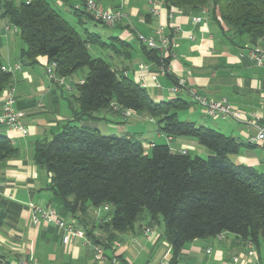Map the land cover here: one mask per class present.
I'll return each instance as SVG.
<instances>
[{"label":"trees","instance_id":"trees-1","mask_svg":"<svg viewBox=\"0 0 264 264\" xmlns=\"http://www.w3.org/2000/svg\"><path fill=\"white\" fill-rule=\"evenodd\" d=\"M158 1L168 11L179 8L194 15L207 8L210 19L230 45L244 50L248 40L253 47L262 46L258 43L264 39V0ZM85 3L82 0L73 12L83 28L80 32L49 0H0V19L17 29L25 43L21 58L28 65L45 57L48 64H56L55 76L64 79L84 68L88 70L74 85L77 96L67 98L72 118L51 139L40 140L34 146V164L50 175L49 190L62 211L80 219L89 216L91 209L108 206L112 215L103 227L109 239L117 233L134 231L139 222L146 220L147 225H153L162 217L163 235L172 248L169 264L177 263L186 243L223 233L264 248V174L231 160L247 145L219 130L181 121L178 113L196 105L193 100L176 97L158 101L147 87L128 76L126 69L92 57L90 47L95 46L111 50L127 62L133 58L135 48L119 36L104 42L84 28V16L106 26L94 20ZM121 23L113 27L125 29ZM168 37L171 40L172 36ZM140 49L157 71L162 64H170L171 56L162 58L158 50L142 42ZM1 56L0 45V96L14 85L13 74L3 69ZM115 108L149 117L168 141L196 140L210 152L209 157L173 151L165 143H149L148 152L145 142L135 134L105 136L91 126L98 118L97 112ZM18 151L0 133V163L15 157ZM85 233L93 237L89 230ZM97 243L94 240V245Z\"/></svg>","mask_w":264,"mask_h":264},{"label":"crops","instance_id":"crops-1","mask_svg":"<svg viewBox=\"0 0 264 264\" xmlns=\"http://www.w3.org/2000/svg\"><path fill=\"white\" fill-rule=\"evenodd\" d=\"M96 1L102 7L122 10L127 14V20L121 23L125 29L119 28L118 36L121 39L133 43L138 40V34H143L157 38L158 41V31L161 29L164 35L172 36L174 47L169 64L170 76H159L153 80L156 66L146 59L140 48L134 50L129 63H119V67L126 69L128 76L147 87L151 96L158 101L176 97L192 101L190 89L197 90L214 101L226 99L237 110V116L221 118V121L211 120L210 128L244 142L247 146L240 154L232 156L231 160L236 164L254 167L264 174V148L250 142L257 134V129L245 124V119L254 115L259 118L260 125H264V68L255 67L243 57L245 51L253 45L246 40L245 49H237L223 38L218 26L211 19L194 24L192 18L196 15L192 12L179 8H173L170 12L158 0ZM103 1L109 3L105 4ZM0 32L8 35L6 28H1ZM258 44L264 46V39ZM12 56L13 54L7 56L9 63H3L10 71ZM35 65L47 68V59L39 57ZM35 65H28L21 58V63L17 61L14 67L19 72L14 82L16 109L21 113L28 135L22 136L8 126H0V133L6 135L19 150L15 157L0 163V254L11 263L26 259L38 264H94L95 240L99 242L96 245H103V249H112V255L104 251V263L115 261L118 264H169L172 260V248L163 233L154 231L153 225H150L153 230L150 236L144 233L147 224L138 230L144 235L147 244L140 242L136 230L131 232V245L139 243L143 250L149 246L150 256L156 257L153 260L146 258L138 261L133 256V252L138 254V250H142L137 248L138 245L132 246L135 249L133 250L130 245L121 243L122 239H118L117 235L104 239L100 233L101 230L109 233L103 224L111 216L107 219L105 215L99 216L97 208L90 210L87 220L73 218L62 211L56 196L49 190L50 175L34 164L33 152L36 142L58 133L59 128L72 118L67 100L71 92L66 93L63 86L53 82L44 83L35 74ZM141 65L144 69L140 68ZM179 82H183L185 87L173 95L171 89ZM21 83L23 85L20 86ZM156 83L161 87L157 88ZM1 106L0 96V112ZM195 106L196 111H192L191 107L186 113L189 114L187 120L204 124L202 116L206 115L202 108ZM112 113L122 116L115 110ZM132 115L140 119L145 117L154 123L147 116L136 113ZM96 121L91 126L97 127ZM113 123L117 124L112 125L118 129L124 127L119 118L117 121L113 120ZM138 124L139 122H134V127ZM123 132L139 135L136 131ZM155 137L160 140L165 137L158 131V127ZM172 142L177 152H203L198 142L191 138H177ZM149 143L158 144L155 139ZM31 203L44 209H54L66 224L84 233L89 230L93 237L85 233L86 238L74 237L64 243L63 233L54 222H33L28 206ZM97 221L99 226L96 225ZM98 227L100 231L97 230ZM176 264H264V248L262 245L254 246L242 241L234 234L223 233L214 238L186 243Z\"/></svg>","mask_w":264,"mask_h":264},{"label":"rangeland","instance_id":"rangeland-1","mask_svg":"<svg viewBox=\"0 0 264 264\" xmlns=\"http://www.w3.org/2000/svg\"><path fill=\"white\" fill-rule=\"evenodd\" d=\"M14 1H15V3H20L23 0H14ZM49 1L51 2L52 6H53V8L55 10L60 12L62 14V16L68 22H70L72 25L76 26L77 29L80 32H82L83 28L78 24V17H76L73 14L74 9L77 6H80L82 0H49ZM103 3L108 4L109 1H105V2L103 1ZM107 9H110L112 11H118V10H114V9H111V8H107ZM172 9H171L170 12H172ZM126 17H127V14H126ZM126 20H127V18H126ZM83 21L86 23L84 25V28H86L87 30H89L92 33L98 34L101 37L102 41H104V42H108V39L110 37L118 36L120 34L119 27L104 26L103 24H100L98 22H94V21L89 20L85 16L83 17ZM6 26H10L9 23L6 20H4V19H0V29L1 28H6ZM7 34L9 35V38H6L8 35H6L5 32H4V34L0 32V45H1V55H2L1 56V60H2L3 63H6V62L9 61L7 56L13 54V56H12L13 59L11 58L12 59V63H11L12 66L10 67V69H11V72L13 74V80L15 82L16 77L19 76V74H18L19 72L17 73L18 70H16L14 67H15L17 61L19 63H21V58H20L19 54H20V50L25 48V43L21 40L20 36L17 33L14 32V28L13 27H11V30L7 31ZM133 45H134L135 50L140 48V42L138 40L137 41L134 40ZM171 46H172L171 47L172 48L171 52H172V55H173V47L174 46H173V44H171ZM262 47H264V46H262ZM90 54L94 58L99 57V58H102V59H104L106 61H110V62L112 61L113 65H117V66H120L119 63H124V64L129 63V61L128 62L123 61L122 57H120L119 55H115V53L113 51L100 49L99 47H95V46H91L90 47ZM110 56H112L114 59L111 60ZM24 61H26V60L24 59ZM143 67L144 66H142V65L140 66L141 69ZM33 69L35 71V74L38 75V77H40V79L44 83L45 82L47 84L51 83V79H50V77L47 74L46 66L43 67L41 65H38V66L35 65ZM87 71H88L87 68H84L83 70H80L75 75H73V77L67 78V79L56 77L57 80H58L59 85L64 87L65 92L66 93L67 92H71L70 95H69V97L71 99L75 98L74 96H77V91H76V88H75L74 85H76L77 82L81 81V79L85 76ZM169 72H170V70L168 68V72L167 73H169ZM21 85H23V84L21 83L20 86ZM19 89H20V87H19ZM191 90L192 89H190L189 91H191ZM1 96H2V93H1ZM194 108L196 109L195 105L192 107L191 110L194 111L195 110ZM113 110H115L116 112H119L117 110V108H115ZM187 112H188V110L181 111V112L178 113L179 119L181 121H187V119L189 118V114H186ZM120 113L122 114V116L120 115V117L118 115L112 113V111H110V110H101V111L96 113V116L99 118V120L96 121V126L98 127V129H99V131H100V133L102 135H105V136H112V135L123 136V135L126 134L123 131H127V133L128 132L129 133H133V131H136L139 134V135L136 136L137 139L142 141V142H145L146 147L149 148L147 150L148 152H150V147H149L148 143L150 141H152L153 139H155V141L158 144H164L165 143V144H168L171 148L174 147L173 142L168 141L166 137H164V139H161V140L158 139L157 137H155L157 135V124L155 122L151 123L150 120L149 119H145V117H143L142 119L137 118L135 115H132L134 112H131V111H122ZM117 118L120 119L121 125L124 126L121 129L120 128L118 129V128H116V126H113V125H117V124L113 123V120L117 121ZM202 119H203L202 121L204 122V124H199L198 123L197 124L198 126L202 125V126L210 127L211 120L221 121L220 117L212 118V117L202 116ZM207 119H209V120H207ZM134 122H139L137 127H134ZM61 130H62V127L59 128V131H61ZM51 137L52 136H49L48 139H51ZM200 148L203 150L202 153H200L198 150H196V151H190L189 154L192 157L198 156V157H201L203 159H207L209 157V155H210V152L205 147H203L201 145H200ZM173 151H175L174 148H173ZM98 209H99V211H98L97 214H99V216L105 215L106 219H107L109 216L112 215V210L111 209L107 210V211H104V206H103V208L101 207V208H98ZM88 215H90V213ZM86 218L88 219L89 216H84L83 219H86ZM146 223H147L146 220L137 223L136 229H135L136 230V234H137L140 242L143 243V244L146 243L145 237H144V235L142 233H139L138 230L140 228L139 226H143ZM96 225L99 226V221H97ZM146 226H147L146 228H150L152 230L150 225H146ZM153 229L157 233H161V234L163 233V231H164V223L162 221V217L159 218V222L158 223H154L153 224ZM97 230L100 231L99 227L97 228ZM100 233L102 234L104 239H107L109 233H106L105 230H101ZM114 233L116 234V232H114ZM132 234L133 233H131V232L117 233V236L119 237L118 239H122L121 243H124V244L126 243L127 245H130L133 250H135V249L132 246H136V245L139 246V247L136 246L138 249H142V247L139 245V243H136V245L135 244L131 245L130 240H133V235ZM101 247H103L102 244H101ZM104 251H106V253L109 254V255H112V253H113L112 249L110 247H106L104 249ZM138 251L140 252L138 254L133 252V256L136 257V260H138V261H144V260H146V258H148V259L151 258L152 260L156 259L155 256H150V254H149V252H150L149 246L146 249H144V250L142 249V250H138Z\"/></svg>","mask_w":264,"mask_h":264},{"label":"built area","instance_id":"built-area-1","mask_svg":"<svg viewBox=\"0 0 264 264\" xmlns=\"http://www.w3.org/2000/svg\"><path fill=\"white\" fill-rule=\"evenodd\" d=\"M85 7L87 12L94 18L95 21H99L104 23L108 27H113L118 23H121L126 20V14L122 10L112 11L110 9L104 8L100 6L96 0H86ZM153 12L156 14V10ZM209 11L207 8H204L202 13L196 15L192 18V22L194 24H199L201 22L209 20ZM11 30L10 26L6 27V32ZM14 32L17 33V29L14 28ZM138 40L145 44L148 48L158 50L162 56V58L172 57L171 52V40L168 36L162 33V29L158 31V41L153 38L146 37L143 34H138ZM244 58H246L251 64L255 67L264 68V47L262 46H254L245 51ZM55 68L56 64L51 63L47 65V74L51 79V82L58 83V80L55 76ZM169 66L166 64H162L159 66L158 71L152 75L153 80H156L159 76H165L168 72ZM4 70H7L5 67ZM144 69V67L142 68ZM10 71V70H9ZM144 86V85H143ZM157 88L161 86L159 83L155 85ZM145 87V86H144ZM183 87H185L183 82H179L177 86L171 89V93L173 95L177 94ZM190 96L192 100L196 103L197 106L203 109L204 114L207 117L212 118H228L237 116V110L233 108L226 99L221 100H211L206 96L200 94L197 90L192 89L190 91ZM2 106L0 112V126H8L18 132L22 136L28 135L27 128L22 123L21 113L16 109V89L14 86H10L2 92L1 96ZM245 124L248 126L255 127L257 129V134L254 138L250 140L251 143L257 144L264 148V125H260L259 118L252 115L251 118L245 120ZM171 139L169 138V141ZM185 154V151H180ZM29 208L32 212V220L35 224H39L41 221L46 222H54L59 230L63 233L64 243H68L74 237L86 238L85 233L81 230H77L70 224H66L63 218H61L54 209H44L35 204H28ZM104 210H109L108 206H104ZM144 233L147 236L153 234V230L150 228H144ZM87 241V240H86ZM94 264H118L113 261L111 263H104L103 260L105 258L104 249L99 245H94ZM236 261V259H235ZM0 264H37L32 261H28L25 259L19 260L17 263H11L7 261L0 254Z\"/></svg>","mask_w":264,"mask_h":264}]
</instances>
